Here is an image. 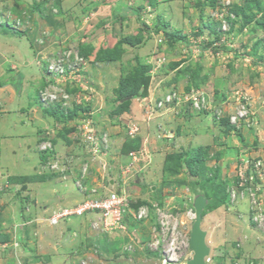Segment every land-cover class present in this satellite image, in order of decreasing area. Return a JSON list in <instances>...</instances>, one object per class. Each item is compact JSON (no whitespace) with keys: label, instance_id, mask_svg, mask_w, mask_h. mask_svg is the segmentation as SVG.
Wrapping results in <instances>:
<instances>
[{"label":"rangeland","instance_id":"1","mask_svg":"<svg viewBox=\"0 0 264 264\" xmlns=\"http://www.w3.org/2000/svg\"><path fill=\"white\" fill-rule=\"evenodd\" d=\"M49 1L41 0L35 16L36 0H0V19L14 16L20 28L0 25L9 31L2 52L14 44L13 35L31 33L36 21L46 24L31 38L41 49L44 80L53 52L84 45L83 68L69 83L80 102L74 115L48 113L51 108L37 102L40 132L52 136L54 151L39 153L35 140L4 152L29 162L27 152L34 151L38 159L30 168L18 159L0 165V264H57L62 254L56 253L68 248L76 264L87 252L97 258L99 249L107 264H167L148 246L153 214L110 234L96 231L94 245L89 240L81 255L77 241L96 230L88 217L79 225L73 212L51 220L62 206H75L80 197L62 196L78 182L98 188L109 178L113 190L122 188L129 210L171 202L184 212L202 196L209 248L203 264H264V210L258 206L259 195L264 204V0ZM24 43L29 46L23 37ZM141 73L140 93L121 94L138 86ZM192 88L212 100L206 112L188 109L184 96ZM171 91L182 102L165 105ZM239 105L250 112L240 123L232 120ZM216 109H222L219 118ZM87 120L92 139L77 132ZM183 219L188 231L192 222ZM187 252L169 264H185L193 253ZM96 258L93 264H102Z\"/></svg>","mask_w":264,"mask_h":264},{"label":"crops","instance_id":"2","mask_svg":"<svg viewBox=\"0 0 264 264\" xmlns=\"http://www.w3.org/2000/svg\"><path fill=\"white\" fill-rule=\"evenodd\" d=\"M30 12H33L32 14H35L36 16L35 10ZM42 29H48L46 24H38L37 21L34 22L31 33H22V36L20 34L13 35L11 38L14 40V44L9 46L8 49L6 48L3 52L2 41L7 43V33L9 31L6 32L5 29H0V165L7 166V164L4 163H7L9 160L12 161L18 159L19 161L27 163V167L30 168L31 161L33 163L36 158L38 159V155L34 151L27 152L28 155L31 154L29 162H27L29 158H26V156L21 158L14 152L10 157L4 155V152L11 149L14 150V148L18 147H28L29 144H33L35 140L38 141L43 135V132H40L41 128L38 125V123H40V115L37 113V108L40 109V107L35 99L36 92L42 82V67L39 64L41 49L35 45L34 41H31L32 34H35L37 30ZM23 37L26 41H29L28 47L25 43V47L23 46ZM16 39L21 45L20 47L16 45ZM26 54H30L31 58H26ZM33 94L35 101L31 104L30 102L33 98ZM32 113L36 114L38 118H36L35 115H32ZM23 155L26 154L23 153ZM31 156H33L32 159ZM22 170L25 173L23 175L29 173L28 171H25V169ZM72 194L78 196L75 188H72V191L70 192H66V196L63 194L62 198L67 199V197ZM74 220L77 222V225H79L81 222H85L86 218L74 217ZM82 226L84 227L83 224ZM88 233V237L78 240L77 245L74 247L78 255L82 254V250H85L88 246L90 247L94 244L91 239L94 234L89 231ZM89 240L91 241V245ZM71 251L72 250L68 248L66 252L60 251L56 253L55 258H57L60 253L62 254L60 258H57V261H59L57 264H76L74 260L75 255L72 256L73 251ZM89 253V256H94L91 252H87L85 255H88ZM99 259L102 264H107V254L106 256L103 254L99 255ZM52 260L55 263V259ZM108 264H112V260H110ZM217 264H220L219 260Z\"/></svg>","mask_w":264,"mask_h":264},{"label":"built area","instance_id":"3","mask_svg":"<svg viewBox=\"0 0 264 264\" xmlns=\"http://www.w3.org/2000/svg\"><path fill=\"white\" fill-rule=\"evenodd\" d=\"M84 62L85 59L74 47L64 49L52 56L46 65V74L50 80L46 79V84L38 90L37 99L40 104L46 108L62 109L65 113L67 110H71L74 106H77L80 101L76 99L74 93L66 88L71 89L72 87L69 86V83L77 81L78 71L81 67L83 68ZM67 81L69 82L67 83ZM189 100L192 107L196 110H204L209 107V100L204 93L194 91L189 95ZM248 111L247 106L239 105L236 107V113L232 120L237 119L238 122L239 119L247 115ZM221 112L222 110H215L217 117L221 116ZM89 123L90 122L87 120L84 124L78 125L77 132L83 133L87 139H92L90 133L93 131V126H90ZM46 134H49V132H46ZM47 137L48 140L40 144V149L51 146V136L48 135ZM82 141L86 143L85 147L92 148L91 146L95 145L91 143V141ZM258 197H260L258 206L264 210L263 200L260 195ZM230 198H232V195ZM120 201L121 199L115 193H111L108 197L100 200L99 198L84 199L71 208H62L57 212L58 215L53 216L51 220L57 217H65L71 212L81 215L97 210L100 215L104 217L106 226H122L120 224L122 213ZM144 215H146V210L143 208L139 209L136 217L139 218ZM172 215L170 211L167 213L164 212L163 209L160 211V223L158 228L153 229V241L151 242L152 250L158 252L159 256L162 257L167 264H169L171 260L178 261L183 254L185 255L187 253V249L189 248V230L187 231L184 229L182 223L177 221Z\"/></svg>","mask_w":264,"mask_h":264},{"label":"clouds","instance_id":"4","mask_svg":"<svg viewBox=\"0 0 264 264\" xmlns=\"http://www.w3.org/2000/svg\"><path fill=\"white\" fill-rule=\"evenodd\" d=\"M49 2H52V0H50ZM35 11L37 10L38 12H40L39 10H38V8L36 7L35 9H34ZM37 12V13H38ZM39 14V13H38ZM42 15V14H41ZM12 18H14V16L12 17ZM12 18H10V16L7 14V15H4L3 14V18L2 19H0V25L1 24H4V25H9V26H14V28L15 27H17L15 24H17V20H14V19H12ZM18 23H20L19 22V20H18ZM18 28V27H17ZM18 29H20V28H18ZM22 31V30H21ZM159 41H161V39H159ZM82 46H84V45H82ZM82 46H80L79 45V43L77 44L76 43V45L75 44H72L71 46H68V45H65V46H63L61 49H59V50H56L55 52H53L52 54H51V57L52 56H54L57 52H60V51H63L64 49H68V48H70V47H74V48H76L77 50H78V52H79V54L81 55V53H80V51H81V49H85V47H82ZM79 47H80V49H79ZM212 47L213 46H209V47H207V48H205V49H207V50H211L212 49ZM81 56H83V55H81ZM50 57V58H51ZM83 58L86 60V57L85 56H83ZM46 62V61H45ZM46 65H47V62H46ZM43 71L46 73V66L44 67V69H43ZM44 80H42V82H41V85H40V87L38 88V90L43 86V85H45L46 84V75L44 74ZM49 79V78H48ZM50 80V79H49ZM66 89H68V88H66ZM38 90H37V94H38ZM194 91H197L196 90V88L194 89V88H192V89H190V91L187 93V94H185V96H184V98H185V100H186V103L187 104H189L188 105V109L190 108V107H192V105H191V102H190V100H189V95L192 93V92H194ZM171 93H172V98L171 99H169L168 101L167 100H164V104L166 105V104H168V103H171V102H173L174 100L175 101H177V102H182L181 100V98H180V96H179V93L177 92V93H175L174 91H171ZM208 100H209V103H211L212 102V100L210 101V99L209 98H207ZM37 102L39 103V105L42 107V108H46V107H44V106H42L41 104H40V102L38 101V99H37ZM166 102H168V103H166ZM163 104V106H165ZM78 106V105H77ZM77 106H74V108L73 109H71L72 111H74V112H76V110H77ZM53 109H55V108H53ZM155 110L156 109H158L157 108V106L155 105V108H154ZM192 109H194L193 107H192ZM62 110V109H61ZM217 110V109H216ZM219 110H222V109H219ZM197 112H203V111H206V109H204V110H196ZM64 112V111H63ZM214 113H215V111H214ZM250 113V112H249ZM249 113H247V115L244 117V118H241V119H239V123L241 122V121H243V120H245V118L247 117V116H249ZM216 114V113H215ZM217 116V115H216ZM217 118H219V117H217ZM230 121V118L228 119V122ZM43 132V135L40 137V139L38 140V143H37V146H36V151H38L39 153H48V151H54L55 149H54V146H56L55 145V143H53V138H52V136H51V138H50V142H51V146L50 147H46V148H44V149H40V144L43 142V141H45V140H48V135L46 134V132L47 131H42ZM52 165V164H51ZM82 173H83V170L81 169V175H82ZM109 181V182H108ZM107 181V183L106 184H104V185H100L98 188H90V189H88L87 187H86V185L84 184V183H82V182H78L77 184H78V186H75V190H76V194L80 197V198H78L77 199V202L76 203H74L75 205H77V204H79L80 202H82L84 199H90V198H99V200L100 199H104V198H106V197H108V195L109 194H111V193H115L116 195H118V197L121 199V201H120V206H121V208H122V213H121V222H120V224L122 225V226H119V225H105V222H104V217L102 216V215H100V213L96 210V211H91V212H87V213H84V214H81V215H78V216H80V217H83V215H86L87 217H88V219H89V221L87 222V223H89V224H91V225H93L94 227H95V229L96 230H94V232H93V234L97 231V232H102V234H110V232H111V230H114V229H125L126 228V226H127V221L129 222V223H133V222H140V221H142V220H145V219H147L149 216H151V214H153L154 215V223L153 224H151V237H150V240H148L149 241V243H148V246L151 248V242L153 241V229L154 228H158V226H159V223H160V219H159V214H160V211L163 209V211L164 212H168V211H170L173 215V217L177 220V221H180V220H183L184 221V219L183 218H185V221H189V222H192V224H193V222H194V218H195V208H192V209H187L186 211H184V212H179L176 208H175V206H169L170 204H171V202H168V204L167 205H164V206H162V207H160V206H156V204L154 203V202H152V204H151V206H149V205H146V206H139V207H137V208H134V209H131V210H129L128 208H127V205L124 203V195H122V188H119L120 189V193L117 191H115V190H113L111 187H113L114 185H113V182H112V178H109V180ZM152 191V190H151ZM160 203V202H159ZM71 208V207H73V206H62V208ZM62 208H60V210L62 209ZM145 209L146 210V215H144V216H140L139 218L138 217H136V214H138V212H139V209ZM202 214V213H201ZM66 217V216H65ZM171 217V216H170ZM58 220V219H57ZM57 220L55 221V222H52V223H56L57 222ZM181 223H183V222H181ZM192 226V225H191ZM94 227H92L93 229H94ZM185 228V227H184ZM190 231H191V229H189V238H190ZM91 239H93V237H91ZM98 240V239H97ZM134 241V240H133ZM105 244H107V242H105ZM94 245V244H93ZM96 246H99V243H96ZM131 247H133V244H130V246H129V248H131ZM151 250H152V248H151ZM99 253L100 254H98L97 256V258L95 257V256H92V257H94V258H96L97 260H99L100 261V263H102L101 262V260L99 259V255H102L103 253H106L104 250H102V249H99ZM94 255H95V253H94ZM188 255H190V253H186L185 255L183 254V257H185V256H188ZM94 258H89V257H87L86 255H85V258H81V259H79L78 260V263L77 264H87V263H85L86 261L88 262V264H93V263H95L94 262ZM175 262H177V261H175Z\"/></svg>","mask_w":264,"mask_h":264},{"label":"water","instance_id":"5","mask_svg":"<svg viewBox=\"0 0 264 264\" xmlns=\"http://www.w3.org/2000/svg\"><path fill=\"white\" fill-rule=\"evenodd\" d=\"M204 200L202 196H197L194 200L195 218L190 231L189 247L193 251L190 259L185 264H203V258L209 253V248L205 242L206 232L201 227V213L203 211Z\"/></svg>","mask_w":264,"mask_h":264},{"label":"trees","instance_id":"6","mask_svg":"<svg viewBox=\"0 0 264 264\" xmlns=\"http://www.w3.org/2000/svg\"><path fill=\"white\" fill-rule=\"evenodd\" d=\"M36 3H37V5H36V7L38 6V5H41V0H36ZM86 49H81V51H80V53H81V55H83V56H86ZM141 76H142V78H143V74L141 73V74H138V76H137V82H138V86L136 87V88H134L133 90H128L127 92H122L121 94H127V95H129V94H135V95H138V93H140V89H142V88H144V86L143 85H145L144 83H143V81L142 80H140L141 79ZM123 89H125V88H123ZM68 90L70 91V88H68ZM132 92V93H131ZM48 109V108H47ZM46 112H48V113H55L56 111H58V114H61L62 115V110L61 109H59V108H55V109H53V108H51V110L49 111V110H45ZM203 112H206V111H203ZM76 112H74V111H72L71 112V115L73 114H75Z\"/></svg>","mask_w":264,"mask_h":264}]
</instances>
